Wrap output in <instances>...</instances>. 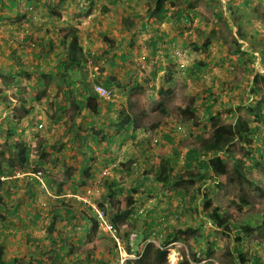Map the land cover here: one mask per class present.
<instances>
[{
	"label": "rangeland",
	"instance_id": "1",
	"mask_svg": "<svg viewBox=\"0 0 264 264\" xmlns=\"http://www.w3.org/2000/svg\"><path fill=\"white\" fill-rule=\"evenodd\" d=\"M139 1L146 2L148 6L149 1L154 0ZM86 2L88 3L86 8H93L97 3L96 0H91V2L89 0H70L67 4L71 8H63L58 12H49V8H43V12H40L42 8L37 10L34 5H29L32 8L26 11L22 7H15L13 16L7 11L0 12L2 19L0 22V44L7 40L6 45H15L17 47L15 51L19 52L16 57V54L10 53L9 49V53H2L0 49V58L4 59V61H0V178L14 176L12 179H0L3 182V185L0 184L2 187L0 189L1 200L19 201L20 195L23 193L19 180L28 177L24 176V173H30L33 169L38 168L36 161H46L50 158L49 152L51 151L50 146L43 147L41 145L42 148L38 147V142H41L38 140V133L43 136L50 131V127L46 121L47 112L42 115L38 114L36 108L38 92L34 93L29 87L33 86L35 82L24 78V74H20L23 78L21 80L14 78L8 75L5 70L17 69V73H21L26 64L31 66L33 62L30 61H35L33 60L34 53L40 51L38 44L45 43L46 36H48L43 29L39 28L38 30L42 15L59 13L60 16L50 20L59 22V27L66 26V23L77 19L78 11L83 10ZM168 5L174 10L181 8L182 14L186 15L187 12L196 11V18H194L195 16H186L181 23L180 31L183 34L181 40L184 39L187 46L181 43V48L185 46L182 48L183 51L163 49L161 52L167 54L166 57L163 56V61L156 63L142 61L140 65L134 64L130 80H134L135 85L124 98L125 104L129 101L126 107L134 106V111L138 114L144 112L146 128L152 125L157 126V123L163 120L164 129L159 131V135L156 134V143L153 142V137H155L152 135L153 131L150 128H148L150 131L143 128L146 135L150 132V136H146L149 139L146 146L151 147L145 148L147 151L149 150V157H145L148 159L139 162L141 168L139 167L138 173L141 177L150 176L148 179H144L148 181L147 186L133 188L131 191L132 196L142 204L140 208L147 212H143L141 209V213H137V218L133 216L128 219L118 217L116 203L111 199L108 201L109 198L105 192H95L97 191V187H95L94 193L97 196L92 201L96 207H103L106 212L101 226L99 223L95 227L91 225L94 219L97 221L96 214L92 209L77 204L74 205L78 211L85 209L90 213L93 219L91 224L89 222L85 225L77 224L76 221L80 218L78 213L70 219V223L65 224L64 221H55L51 207L53 204L47 201L51 200V197L42 194L39 190L38 196L41 197V200L38 201V206L33 209V211H38L36 213L38 217H33L34 222L28 221L25 216L27 211L25 205L21 206L19 211L14 212V216L11 215L10 218L14 219L13 221L8 218L3 220L0 216V244L3 248L1 255L3 260L15 259L26 264H35L36 260L42 259L44 264H48L56 253H60V258L69 262L78 260V257L87 260L92 256L87 264H137L136 252L140 248L142 250L147 243H151L154 247H161L167 251L166 260L161 264H181L184 258L189 260L190 264H241L234 250L236 247H239V251L241 250L245 259H252L255 254L258 256L260 264H264V227L261 226L260 219L264 215V156L257 158V166H255L256 163L247 158L246 150L241 148L237 141L228 152L217 154L224 158L229 171L238 160L247 166L253 165L252 174L257 180L256 187L248 186L245 183L241 186L229 185L226 180H218L213 177L210 171L203 170L201 164H198L200 160H207L209 155H198L197 160L188 167L184 166L186 161L181 157L190 149L200 153V146L192 145L191 142L195 141V135H200L203 138L211 134L212 122L209 119V113L215 117L216 123L234 122L235 112H240L243 118L247 119L246 110L241 106L249 87L246 82L257 73L264 77V0H173L165 4L166 7ZM134 6L135 9H141L139 5ZM126 7L127 9L124 8L123 13L129 17L134 8L131 4H127ZM25 9L27 8L25 7ZM23 14L25 17L22 16ZM128 17L125 19L117 17L115 20H122L125 24H130L131 21ZM78 18L80 24L86 22V17L83 15ZM196 20H199L198 25L200 26H197L200 30L195 28L191 31ZM154 26L159 27V24L154 23ZM198 31L206 32L200 34V44L207 41L208 38L213 39L214 44L211 42L210 46H212H209L208 49L210 56L207 55V52H200L201 47L194 48L193 39ZM249 35L252 38L255 36L256 41H253L252 44L248 43L246 48H249V52H245V50L243 52L241 49L245 47V41L253 40L247 38ZM187 54L192 55L193 61L186 60L189 58ZM194 55L199 56L200 61L204 60L206 63V68L203 67V70L211 71L214 68L211 61L217 63H214V66L218 69L210 75V77L213 75V79L208 82L211 83L212 91L217 93L215 98L209 96L206 91L205 86L208 83L202 81L203 74L190 71L197 60ZM216 56L223 57L222 59L225 61H215ZM8 58L11 59L10 61L18 63H12L7 60ZM182 58H185L184 61H180ZM49 59L50 55H47L45 60ZM180 63L185 67L183 73H180L178 68ZM233 66H235L234 70L229 73ZM143 68L149 70V74L139 78L138 74ZM169 79L172 80V83L169 82ZM6 84H10L11 88L22 86V92L14 91L9 94L4 90ZM51 87H53L54 94H59L61 89L59 85L54 84ZM46 89L47 86L43 91ZM159 91H168V93ZM10 95H17L19 99H11L13 96ZM9 98L11 101L8 100ZM10 103L11 110L6 111V107H9ZM229 104H231L230 107H228ZM180 108H189L194 115L193 120L197 122L196 125L188 120L187 115V119L181 116ZM231 108L233 112L229 113L228 109ZM40 121L43 123V128L38 130L37 125ZM17 122H22L26 128L22 131L9 130V127ZM175 125L179 126L176 131L172 130ZM77 132L80 134L82 131L66 130L62 133L60 131L59 137L67 139L72 137V134L75 137ZM55 133L58 132L55 131ZM105 133L106 130L91 132L95 139L97 137L104 139ZM165 134L172 136L173 142L168 144ZM65 143L67 144L65 149H71L69 141H65ZM252 145H256L254 140ZM165 146L168 148L166 149ZM128 151L129 149L124 150L123 153L126 154ZM58 152L60 151L58 150ZM167 164L173 167L169 172L171 181L160 183L156 177L162 176V169L166 168ZM122 165L125 166V162ZM108 166L110 164L106 165V167ZM42 171L48 172L46 169H42ZM51 177H56V175ZM57 181L59 187L62 182L58 178ZM38 188H40L39 185ZM4 191L7 192V196ZM125 191L124 187V193L117 194L119 196L117 198L123 203L127 195ZM49 192L52 195V191ZM200 192L207 195L201 196ZM33 195L36 197V192ZM93 196L94 194L91 198ZM207 196L212 205L220 207L229 216V223L233 226L230 232L221 233L209 219L208 213L203 209V202ZM240 197H244L247 204H241L238 201ZM231 200H235L238 206H233ZM105 201L109 202L107 206L104 204ZM33 207L34 205L30 204L29 208ZM170 214H176L177 217L174 218ZM61 216L62 214H59L58 218ZM20 224L26 226L27 230H20L22 228ZM108 226L114 227L117 231V237H114L118 240L116 244L110 237ZM239 226L247 229L237 232ZM146 233H148L147 236ZM238 236L240 241L235 239ZM60 238L63 239V242L59 241ZM61 245H63V250L59 252ZM83 253L86 255L83 256ZM149 260L151 261L152 257ZM150 264L159 263L154 260Z\"/></svg>",
	"mask_w": 264,
	"mask_h": 264
},
{
	"label": "crops",
	"instance_id": "2",
	"mask_svg": "<svg viewBox=\"0 0 264 264\" xmlns=\"http://www.w3.org/2000/svg\"><path fill=\"white\" fill-rule=\"evenodd\" d=\"M27 1L0 0V12L7 11L13 16L15 7L17 6L22 7L26 11L27 9L25 7L27 8L29 6L26 4ZM36 1L31 0L30 2L36 3ZM38 1L40 3L36 5L38 6L37 10L42 8L40 12H43V8H49V12H58L63 8L67 9L69 7L67 3L70 2V0ZM89 1L91 2V0ZM96 1L97 3L93 8H86L88 4L86 2L83 10L78 11L77 19L66 23V26L59 27V22L56 23L50 20L51 18L60 16L59 13H46L42 15L39 20L38 30L39 28L43 29L44 33L48 36H46L45 43L38 44L40 51L34 53L35 58L33 60L35 61H30L31 63L33 62L31 66L30 64H26V67H23V72L21 73H17V69L5 70L8 75L14 78L21 80L23 78H21L20 74H24V78L35 82L33 86L29 87L34 93L38 92V97L36 98L38 100V106H36L38 114L42 115L44 112H47L46 121L49 123L50 131L43 136L38 133V140L41 141L38 142V147L50 146V158L46 161H36V164H38V167H41L40 169L48 170L46 173L49 175L43 177L46 182L45 191L46 194L54 199L52 202L57 205L62 204L61 198L64 196V193L84 191L91 183L90 178L94 175L93 170L100 167L104 168L108 164L116 165L110 176H114V178H120L122 176L124 178L123 186L126 188L125 192H129L127 195L132 196L131 191L133 188H142L146 185L144 179H148L150 175L141 177L140 175L134 176L130 172H128L130 175H126V172H123L125 168L126 170L131 168L137 174H140L138 173L140 167L139 162L145 159L147 160L148 158L145 157H149V154L145 149V142H135L136 138L145 137L144 132L140 133L139 130L130 131L129 133L115 132L114 129L117 125L119 112L122 107L121 99H124L125 95L134 86V80H130L133 65H140L142 61H153V63L163 61V52H161L163 49L182 50L185 46L181 48V43L187 46V42L184 39L181 40L183 37L180 31L181 23L185 20L184 18L186 16H195L194 18L197 16L196 11L192 13L187 12L186 15L182 14L181 9L175 11L169 5L168 7L165 6V4L173 0H164L163 7L165 9L161 13L155 11L156 0L149 1L148 6L146 2H140L139 0ZM127 4H131L134 8V11H131L129 17L126 13H123V9H127ZM134 5H139L141 9H135ZM101 7L104 8L102 11L100 10ZM69 12L72 13L71 11ZM24 14L22 15L23 17H25ZM179 14L181 15L178 16ZM80 15L86 17L85 23L80 24L78 20ZM117 17L121 19L128 17L131 22L130 24H125L122 20L116 21L115 19ZM1 20L0 13V22ZM115 22L117 23L115 24ZM198 22L199 20L195 21L193 24L194 27L190 29L191 31L195 28L199 29L198 26L200 25H198ZM154 23H158L159 27H155ZM205 33L203 32V34ZM73 37L77 38L76 43L82 49V53L79 50L72 53L70 50ZM212 40V38H208L207 41L211 44ZM6 41L0 44L2 53H9L10 50V53L16 54L15 56L18 57L19 52L17 51V54L15 51L17 47L15 45H6ZM193 41L195 42L194 48H200V31L194 36ZM87 51L94 52L95 66L99 72L98 80L105 87L115 90V87H117V90L121 93V96L118 94L119 99L104 101L94 95L90 83L86 82L83 73H80L82 67L81 59L83 61ZM47 55H50L49 60H45ZM187 55L189 58L186 60L193 61L192 55ZM194 56L197 58L196 61L200 60L199 56ZM216 57L215 61H225L222 60L223 57ZM7 60L10 61L11 59L8 58ZM70 60H77L75 61L76 65L72 66ZM0 61H4V59L0 58ZM10 62L18 63L17 61ZM146 74H149V70L143 68L139 72L138 77H144ZM54 84L60 86L59 94H54L53 87H51ZM45 86H47V89L43 91ZM4 90L9 94L14 91L22 92V86L11 88L10 84H6ZM10 96H13L11 99H19L17 95ZM11 99L9 98L8 100L11 101ZM134 109L135 107L132 110L133 113H135ZM10 110L11 103L9 107H6V111ZM140 114L144 115V113ZM152 127V135H156L160 130L164 129L163 120L157 123V126L152 125ZM25 128L22 122H17L10 126L9 130H24ZM66 130L82 132L80 134L77 132L75 137L72 134L70 138H60L59 132L61 131L62 133ZM93 130H106V136L103 140L98 137L95 139L91 134ZM146 130L148 129L146 128ZM55 131L58 133H55ZM130 133H133L135 138L129 137ZM149 133H147L148 136H150ZM65 141H69L71 149H65L67 146ZM167 143L169 144V140H167ZM165 147L166 149L168 148V146ZM128 149L129 151L124 154L123 151ZM123 162H125V166L122 165ZM86 169L88 171H85ZM28 174V172L24 173L23 175L28 177L19 180L23 192L20 195L19 201L9 199L8 203L9 206L13 205V207L18 204V210H20L21 206L25 205L27 211L30 212L28 215L25 214V216L28 221L31 220L34 222V215L31 214L38 212L34 210L35 213H33V209L38 206V201L41 200V197L38 196V191L40 190L42 194L45 192L38 188V182L34 181ZM53 175H56L58 180H62L63 192H52L54 194L51 195L49 191H52L53 188L50 190V186L53 184L46 177ZM1 178L4 180L6 178L12 179L14 176ZM53 179L58 183L55 177ZM36 189L38 190L36 191ZM34 192H36L37 198L34 197ZM117 197L119 196L117 195ZM30 204L34 205L32 209L29 208ZM139 209L141 210L142 208ZM138 213H141V211H138ZM135 216L137 218L138 214H135ZM23 229L27 230V227L22 226L20 230ZM82 255L85 256L86 254L83 253ZM80 258L78 257L77 259ZM12 260H4V262L11 264ZM37 262L36 260L35 264H38Z\"/></svg>",
	"mask_w": 264,
	"mask_h": 264
},
{
	"label": "trees",
	"instance_id": "3",
	"mask_svg": "<svg viewBox=\"0 0 264 264\" xmlns=\"http://www.w3.org/2000/svg\"><path fill=\"white\" fill-rule=\"evenodd\" d=\"M31 0L27 1V5H34L36 8L38 6L36 4H39L40 1L30 2ZM186 1V0H184ZM164 0H156L155 5V11L157 13H161L164 11L163 7ZM163 10V11H162ZM179 14L178 16H180ZM200 34H203L201 32ZM248 39H253L252 37H247ZM255 41L254 39L251 41L253 43ZM210 46V42L204 41L202 44H200V52H207ZM197 48V47H196ZM198 49V48H197ZM78 50L81 52V49L78 48ZM210 52V51H209ZM210 56V55H208ZM223 60V59H222ZM71 65L75 66V61L77 60H70ZM220 61V60H219ZM213 69H218L214 66V63L212 62ZM206 65L204 60L200 61V67L197 65L194 66V70L200 71L201 67ZM191 71V69H190ZM198 71H194L198 72ZM184 70L180 68V73H183ZM203 75L208 72V69L202 71ZM201 72V73H202ZM192 73V72H191ZM200 74V73H199ZM209 74V73H208ZM201 78V77H200ZM199 78V79H200ZM213 79V75L208 78H204L202 81L205 83H208ZM169 82L172 83V80L169 79ZM248 84V90L246 91V97L245 100L242 101L241 106L246 110L247 113V119H244L242 114L240 112H235V121L230 123H216L214 121V116L210 114L209 119L212 122V131L211 134L206 138H201L200 135H197V140L199 142V145L203 148L205 152H211L212 154L219 153L226 151L228 152L232 145H235V142L241 146V148L245 149L246 156L249 160H251L253 163H256L255 166H257V158L260 156H264V77L260 73H257L252 79L247 80L246 82ZM206 91H208L209 96H212L215 98L217 96V93H214L211 89V83L206 84L205 86ZM160 93L167 94L168 91H159ZM231 104H229L228 107H230ZM237 110V109H236ZM229 113H232L233 110L228 109ZM179 113L181 116L186 118V115L188 116V120H191L194 125H196V121L193 120V113L189 110V108H180ZM187 119V118H186ZM247 120V121H246ZM131 124L129 116H124L121 118L119 123V128L126 129L127 126ZM115 131L119 132L115 128ZM256 142V145H252V142ZM195 151H190L188 155L186 156V160L190 163H193L196 161V157L193 156L195 154ZM257 156V157H256ZM199 164H201L203 167L211 170L212 175L216 178L221 177H227L228 183L230 185H236L241 186L242 184H247L248 186L256 187L257 186V180L253 177L252 170L254 169L253 165L247 166L246 164H243L242 161L238 160L236 163L233 164L231 171H229L227 165L225 164L224 160L221 159L219 156H214L208 161H199ZM85 171H88L87 169ZM123 172H126V175L133 174L139 175L135 172L134 169H127L123 170ZM130 172V173H128ZM86 174V173H85ZM117 179V180H116ZM123 180L122 176L120 178H114V176H104L102 178V185L105 187V193L107 197L109 198L108 201L113 200V202L116 203V214L118 217L121 218H129L131 216L134 217V215L138 213L137 210L140 211V206H142L141 203H139L135 197L126 195L125 202L123 203L120 199L117 198V193H124V186H123ZM140 180V178H138ZM157 181L163 183L165 181V178L163 177H157ZM52 186H50V190L52 189V192L56 189L55 184L53 181ZM0 184L3 185V182L0 181ZM145 186H147L148 181H145ZM2 189V187H0ZM5 192V191H4ZM129 192H126L128 194ZM5 195L7 196V192H5ZM1 196V195H0ZM108 201H105V203H109ZM238 201L245 205L247 204V200L244 197H240ZM233 206L237 205L235 200H231ZM18 204L13 207L9 206L8 201L1 200L0 199V216L3 220H6V218L10 219V221H13L14 219L10 218L11 215L14 216V212L19 211L18 210ZM238 206V205H237ZM203 209L208 213L209 219L212 221V223L215 225V227L223 234L226 232H230L231 228L233 227L227 218V213L222 211L220 207L212 205V202L209 199H205L203 202ZM147 212V210L143 211ZM30 212L26 211L25 214L28 215ZM80 215V218L77 219L76 223L79 225H85L88 222L90 223L93 219L90 215V213L83 209V211H78L76 208L72 209L71 207L67 206H58L53 209L52 215L53 218L56 219L55 221H58L59 214H62L60 217V221H64L65 224L70 223V219L74 218L76 214ZM106 214V212H104ZM10 215V216H9ZM19 220L17 216H15ZM136 218V216H135ZM261 219V226L264 227V215L260 217ZM95 220V219H94ZM91 224L93 227L96 226V220ZM1 222H4L1 220ZM151 224V223H150ZM112 227V226H111ZM237 232L239 230L243 231L247 228L243 226L237 227ZM86 230V229H83ZM236 230V229H235ZM112 231L114 233V237H117V231L114 227H112ZM116 233V235H115ZM151 233V232H150ZM146 236L148 233L145 234ZM237 241H240V237L235 238ZM59 241L63 242V239L60 238ZM137 241V240H135ZM2 246L0 244V264H6L2 258ZM63 250V245L59 247V252ZM236 255L240 259L241 264H260V261L258 259V256L253 254L252 259H245V257L242 256L241 250L239 251V247H236L235 249ZM138 256L137 264H150L151 261H158L159 264H161L163 261L166 260L167 251L162 249L161 247H154L153 244L147 243L141 250V248L136 252ZM91 257H88L87 260L84 259H78L73 262H66L63 261L60 258V253H56L53 260L49 262V264H87L89 262V259L91 260ZM152 257V260L150 261L149 258ZM15 260H12L11 264H15ZM150 262V263H149ZM38 264H44V261L37 262ZM17 264H23V263H17ZM181 264H190L189 260L183 259Z\"/></svg>",
	"mask_w": 264,
	"mask_h": 264
},
{
	"label": "clouds",
	"instance_id": "4",
	"mask_svg": "<svg viewBox=\"0 0 264 264\" xmlns=\"http://www.w3.org/2000/svg\"><path fill=\"white\" fill-rule=\"evenodd\" d=\"M30 8H32V6H28L27 7V10L28 9H30ZM102 9H104V8H102L101 7V11H102ZM165 9V8H164ZM181 9V8H180ZM177 10V9H176ZM175 10V11H176ZM103 13V12H102ZM25 16V15H24ZM253 35V34H252ZM248 37H252L251 35H249ZM255 38V36L253 37V39ZM107 39V38H106ZM244 41V40H243ZM77 38L76 37H73V39H72V45H71V47H70V50L72 51V53L73 52H75L76 50H78V48H80L78 45H77ZM248 43L249 44H252V42L251 41H249V42H247V41H245V47H243V49H241V46H243L242 44H241V46H240V49L243 51V50H245V52H249V48L247 49L246 47H248ZM254 48V50H255V47H253ZM81 49V48H80ZM182 51V50H181ZM244 52V51H243ZM81 53H82V49H81ZM200 53V52H199ZM255 53V52H254ZM164 57L165 56H167V54L165 53V54H162ZM162 59H163V57H162ZM179 60V59H178ZM180 61H184V58H182V59H180ZM198 66V67H200V60L199 61H196L193 65H192V69H191V71L194 73V71H198V70H196V68H195V70H194V66ZM210 65V64H209ZM81 71H80V73H83V77H84V79H85V81L86 82H88V83H90V85H91V88H92V91H93V93H94V95L95 96H97V97H99L100 99H102V100H104V101H111V100H117V99H119V96H121V93L117 90V87H115L116 88V90L115 89H112V88H109V87H105L104 86V84H102L101 82H100V80H98V74H99V72H98V69H96V66H95V62H94V52H92V51H87L86 53H85V55H84V59H83V61H82V59H81ZM79 67H80V63H79ZM204 67V69L206 68V65H204L203 66ZM203 67L200 69V71H198V72H200V75L201 74H203V72L202 71H204L203 70ZM179 71H180V68H182L183 70H185V67H184V65H182V63H180V65H179ZM234 68H235V66H233V68L231 67L230 68V70H229V73H231V70H234ZM198 72H195L196 74H199ZM202 72V73H201ZM209 73V74H208ZM215 73V70L214 69H212L211 71H208V72H206L204 75H202V80L204 79V78H208L209 77V75H211V74H214ZM195 74V75H196ZM135 85V84H134ZM139 85V84H138ZM97 87H102V88H104V90H106V91H110L109 92V95L106 97V95L105 96H103L98 90H97ZM133 88V87H132ZM131 91H132V89H131ZM131 91H129V92H131ZM118 94H119V96H118ZM125 98V97H124ZM120 99H121V97H120ZM113 100V101H114ZM121 103H122V107H121V109H120V112H119V117H118V122H117V125L115 126V128L117 129V130H119V132H125V133H129L130 131H135V130H139V132L141 133V132H143V128H145L146 129V126H144L145 125V123H144V118H143V115L142 114H138V113H133L132 112V110H133V108H134V106L132 107L131 105H128V107H126V104H128L129 103V101L128 102H126V104H125V101H124V99H121ZM130 104H133V103H131L130 102ZM160 104V103H159ZM158 104V105H159ZM142 113H144L143 111H142ZM124 116H129V118H130V121H131V124L129 125V126H127V128L126 129H121V128H119V123H120V120H121V118L122 117H124ZM37 127H38V130H40V129H42L43 128V123L40 121V122H38V125H37ZM148 128H150V129H152L153 127L152 126H148ZM147 128V129H148ZM177 128L179 129V126H174V128L172 129V130H177ZM115 130V129H114ZM22 131V130H21ZM70 131V130H69ZM116 133H117V131H115ZM170 132H172V131H170ZM144 135H145V137L144 138H140V137H138V138H136L135 139V142H139V143H141V142H145L146 144H147V142L149 141V139L146 137L147 135H146V133L144 132ZM157 135H159V132L157 133ZM166 136H165V139L166 140H169V142H173L172 141V139H173V137L172 136H169L168 134H165ZM129 137H132V138H135V135L133 134V133H130L129 134ZM201 137V136H200ZM206 137H208V136H206ZM206 137H203V138H206ZM195 141L193 140L191 143H192V145H198V147L200 146V153H197V150H194V149H190V150H188L187 152H186V154L183 156H181L182 157V159L183 160H185L186 162H185V165L184 166H186V167H188L189 165H188V161L186 160V156L188 155V153L190 152V151H195L196 153L195 154H193V156H195L196 157V160H197V156L198 155H203V156H206V155H209L210 157H208V159L207 160H200V162L201 161H208V160H210L211 158H213L214 156H219V155H217L218 153H215V154H212L211 152H205L204 150H203V148L201 147V145H199V142H198V140H197V135H195ZM202 138V137H201ZM101 140H103V139H101ZM153 142H157V138H156V135H155V137H153ZM167 142V141H166ZM151 145V144H150ZM151 147V146H150ZM150 147H147L146 146V148H150ZM193 148V147H192ZM147 152H149V150L147 151ZM224 152V151H223ZM220 157V156H219ZM221 159H223L224 160V158L223 157H220ZM224 162H225V160H224ZM194 163V162H193ZM199 164V163H198ZM225 164H226V162H225ZM227 165V164H226ZM141 166V165H140ZM202 166V165H201ZM116 167V165H110V166H108V167H104V168H101V169H96V170H93L94 172H97L98 170H99V172L98 173H94V175L90 178V185H88L86 188H85V190L84 191H80V192H75V193H64L63 195V197L61 198V200H62V204H60V205H57V204H55L54 202H52V200H54L52 197H51V202H49L50 201V199H48L47 201H48V203H51V204H53L51 207L54 209V208H56V207H58V206H67V207H71L72 209H75L76 208V206L74 205V204H77V205H83V206H86L88 209L90 208V209H92L93 210V212L96 214V217H97V221H96V224L97 223H99V226H101V222L103 221V218H105V211L103 210V207H101V208H98V207H96V205L94 204V202L92 201L93 199H94V197L95 196H97L95 193H94V189H95V187H97V191H95V192H100V193H103L104 191H105V187L102 185V178L104 177V176H110L111 175V173H112V171H113V169ZM41 167H38V168H36V170L35 169H33L28 175H29V177H31L34 181H36V182H38V185L40 186V189L41 190H43L45 193L44 194H46V191H45V181H44V179H43V177L47 174L46 172H43L42 171V169H40ZM141 168V167H140ZM139 168V169H140ZM202 168H203V170H205V171H210V173L212 174V172H211V170H209V169H207V168H205V167H203L202 166ZM39 169V170H38ZM138 169V170H139ZM172 169H173V167H172V165H168L167 164V167L166 168H164V169H162V176L161 177H163V178H165V181H167V180H169V181H171V177H170V175H169V172H171L172 171ZM185 169V168H184ZM184 169H183V171H184ZM35 170V171H34ZM88 170V169H87ZM44 173H46V174H44ZM213 176V175H212ZM214 177V176H213ZM157 178V177H156ZM188 178H190V176L188 175ZM216 178V177H215ZM1 179V178H0ZM46 179H48V180H50V181H53L54 182V184H55V186H56V189L54 190V193L55 192H57V191H61V192H63L62 191V189H63V187H62V184H60L59 185V187H58V183H56L55 181H54V179H53V177H46ZM52 179V180H51ZM55 179L57 180V178L55 177ZM218 180H226V182L228 181V179H227V177H221V178H217ZM1 180H4L3 178L1 179ZM164 181V182H165ZM61 182H62V180H61ZM161 183V182H160ZM228 183V182H227ZM229 184V183H228ZM230 185V184H229ZM61 186V187H60ZM100 187V188H99ZM62 188V189H61ZM201 191V190H200ZM54 193H52V195L54 194ZM92 194H94V196H93V198H91V196H92ZM48 195V194H47ZM200 195L201 196H205V195H207V194H205V193H203V192H200ZM49 196V195H48ZM205 199H208V196L205 198ZM205 201V200H204ZM211 201V200H210ZM71 202V203H70ZM106 206L109 204V203H104ZM231 204H232V202H231ZM171 215V214H170ZM171 216H173L174 218H176L177 217V215L176 214H172ZM34 217H38V214H34ZM227 218H229V216L227 215ZM58 220H60V218L58 219ZM228 221H229V219H228ZM107 230H108V232L111 234V238H113V240L115 241V244H116V241H118L117 240V238L115 239L114 238V233H113V231H112V229H111V227H109L108 226V228H107ZM113 236V237H112ZM13 260H15V259H13ZM53 260V259H52ZM16 261V260H15ZM39 261H43L42 259H39ZM51 261V260H50ZM63 261H65V260H63ZM67 262V261H66ZM69 262V261H68ZM71 262H73V261H71ZM17 263H23V264H26V263H24V262H22V261H16L15 262V264H17ZM49 264V263H48Z\"/></svg>",
	"mask_w": 264,
	"mask_h": 264
},
{
	"label": "built area",
	"instance_id": "5",
	"mask_svg": "<svg viewBox=\"0 0 264 264\" xmlns=\"http://www.w3.org/2000/svg\"><path fill=\"white\" fill-rule=\"evenodd\" d=\"M97 90H98L103 96L106 95V97L109 95V92H110V91H106V90H104V88H102V87H97Z\"/></svg>",
	"mask_w": 264,
	"mask_h": 264
}]
</instances>
